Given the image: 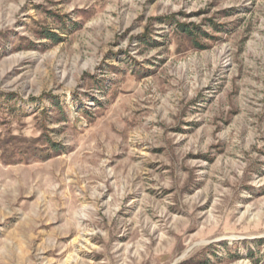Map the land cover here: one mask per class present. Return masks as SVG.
I'll list each match as a JSON object with an SVG mask.
<instances>
[{
	"label": "rangeland",
	"instance_id": "1",
	"mask_svg": "<svg viewBox=\"0 0 264 264\" xmlns=\"http://www.w3.org/2000/svg\"><path fill=\"white\" fill-rule=\"evenodd\" d=\"M0 264H264V0H0Z\"/></svg>",
	"mask_w": 264,
	"mask_h": 264
}]
</instances>
